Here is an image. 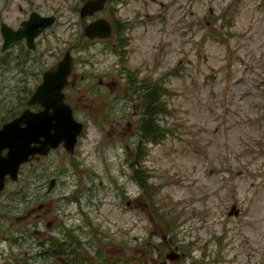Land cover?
Listing matches in <instances>:
<instances>
[{"label":"rangeland","instance_id":"374dc122","mask_svg":"<svg viewBox=\"0 0 264 264\" xmlns=\"http://www.w3.org/2000/svg\"><path fill=\"white\" fill-rule=\"evenodd\" d=\"M55 5L62 20L74 23L73 0ZM115 6L107 5L109 21ZM116 13L129 38L119 73L124 78L109 88L118 108L111 115L101 108L104 97H87V83L84 96L74 87L69 103L75 118L88 122L86 135L76 154L56 150L8 184L0 198V264H23L20 256L29 258L33 240L51 235L46 226L54 220L78 248L67 262L80 256L79 264H157L177 247L189 251L186 264H264V0H121ZM227 16L234 18L231 35L223 27ZM109 44L93 83L100 75L104 83L117 77ZM131 80L173 92L170 114L163 117L171 135L148 145L143 159L153 176L155 205L172 212L163 226L139 186L122 174L130 172L124 141L112 126L131 105L122 96ZM0 89L1 123L20 100ZM119 122L121 131L125 120ZM35 168L38 176L31 180ZM51 177L57 183L45 195ZM232 205L239 209L236 217L228 215ZM48 264L60 262L52 258Z\"/></svg>","mask_w":264,"mask_h":264},{"label":"flooded vegetation","instance_id":"af4514ba","mask_svg":"<svg viewBox=\"0 0 264 264\" xmlns=\"http://www.w3.org/2000/svg\"><path fill=\"white\" fill-rule=\"evenodd\" d=\"M57 1L63 3L64 1L70 2L71 0H0V85L3 86V93L6 97L8 96L14 100H20V105L11 111L12 117L2 120L0 128L3 124L12 121L28 108L27 102L37 87L42 83L44 73L50 69L56 68L66 53H69L72 59V71L67 78L68 83L62 89V92L65 102L72 110L74 111L75 109L70 105L69 100L73 99L74 87L77 85L78 92H81L84 96L85 90L82 89V85L85 83L88 85V98L93 100V95L95 94L99 100L102 97L105 98V101L101 104V108L102 106L104 108L107 107L111 115H114L113 113L118 108L117 101L116 110L114 111V101L118 99L115 94H111L109 88L116 87L119 80L124 78H120V76L122 75L121 71L125 69L123 63L127 59L129 53L126 49L127 43L129 42L128 36H125L124 33L118 36V34L113 31L115 28L111 24L112 33L108 39L104 40L97 37L88 38L85 33V28L89 23L99 18H105L104 16H109L106 13L107 8L94 13L92 16L81 17V7L88 0H73V5L70 7L75 15V20H73L74 23H72L67 19L62 20L63 14H59V11H55L56 7L59 5H55ZM120 1L121 0H113V3L116 5L113 7L112 15H110L113 20L117 18V5L119 6ZM41 25L45 26L41 27ZM107 44H109L111 51L116 56V61L113 63V70L117 73V77H112L111 81L107 80L106 83H104V77L100 75L98 76L99 79L97 82L93 83L92 81L96 79L93 74L94 69L102 63L103 46ZM87 69L90 70L87 72ZM142 86L145 87V85H142V82H134L129 91L125 90L123 92L122 96H125L126 100L129 101L131 105L128 104L126 106L127 110L121 111L120 115L117 117L119 121L125 120V124L122 126L123 129L121 131L119 129L121 126L119 121H114L112 126L114 128L113 132L115 137L124 141L123 151L126 156L124 165L127 167L125 168L127 169L126 171L130 172H122V174L129 179L132 178V180L135 173L133 166L135 164H133V162L136 160L139 148L149 144L148 129L150 119L147 117L143 119L144 117L140 110ZM7 88L9 90H7ZM98 90L99 93H96ZM108 101L112 102L108 104ZM29 109L32 112H38L42 107L35 104L30 106ZM88 116H92V114ZM155 120L156 123L163 126L162 117L156 118ZM133 121L135 123H133ZM143 121L147 123L146 128L140 126V123ZM86 126H88V122L83 124L84 130L82 135L84 137L87 130ZM103 128L104 124L101 125L100 131H102ZM132 140L135 141L133 142ZM132 145L134 146L132 147ZM43 158L45 157L35 156L29 165L36 164ZM22 170L23 167L19 171L18 180L20 176H22ZM38 170V168H35L30 172L31 180L33 177L38 176ZM18 180L11 182L7 179L4 189L0 192V198L6 193L8 184H17ZM52 180L53 183L51 185ZM56 183L57 180L54 177L48 180L45 195H49L54 191ZM42 187L44 186H41V188ZM37 207L38 209H44L45 205L39 204ZM56 221L57 220H54L51 224H47L46 227L48 229L51 228L49 230L51 231V235L47 239L42 242L33 240L31 257L34 264H41L40 261H43L44 264H48L52 258H56L61 264H70V261L67 262L66 258L70 256L71 253L73 254L76 249L78 250L77 247H73L71 245L72 243L68 242L66 239L69 230L61 231L58 229V225H55ZM3 226L2 224L1 229ZM60 233H63V235ZM4 243L5 240L0 230V261H4V252L2 249ZM73 244H75V242ZM173 250L180 253V257L177 260L178 262L182 263L186 257H188L180 248L173 247ZM159 256L157 257L159 258ZM24 257H27L26 254H24Z\"/></svg>","mask_w":264,"mask_h":264},{"label":"water","instance_id":"95a60500","mask_svg":"<svg viewBox=\"0 0 264 264\" xmlns=\"http://www.w3.org/2000/svg\"><path fill=\"white\" fill-rule=\"evenodd\" d=\"M105 4L106 0H88L82 6L80 15L92 16L101 11ZM110 32L111 26L103 18L85 28L88 38L105 39ZM71 70L72 59L66 53L56 68L44 73L42 83L27 102L28 106L38 104L42 109L32 112L27 108L18 117L1 126L0 192L7 178L12 182L16 181L20 166L31 162L35 156L47 155L50 150L60 145L67 153L73 152L77 137L82 131V124L74 120L72 110L65 104L62 93ZM52 183L53 180L51 185ZM232 214L237 215L235 207L229 213Z\"/></svg>","mask_w":264,"mask_h":264},{"label":"trees","instance_id":"16d2710c","mask_svg":"<svg viewBox=\"0 0 264 264\" xmlns=\"http://www.w3.org/2000/svg\"><path fill=\"white\" fill-rule=\"evenodd\" d=\"M109 2H113V0H109ZM230 21L228 20L227 26H230ZM112 25L115 28L114 32L118 34V36H121L123 34V26L118 22V19L115 18L112 21ZM228 40L222 39V43H226ZM124 44V43H123ZM131 82L134 84V80H131ZM142 85H145V83H142ZM172 93L169 92V90L162 88L161 86L153 83H149L148 85L142 86V91H141V99H140V110L141 114L143 115V119H150L149 122V140L150 143L152 144H159L164 140L168 135H171L172 128L162 127L158 123H156V118H159L161 114L163 116L170 114V109H169V100L172 97ZM165 96H169V98H165ZM146 121L140 123V126L143 128H146ZM145 137V136H144ZM147 149L143 148L138 152L136 155V160L133 162L134 169H136V173L134 175V179H136L137 184L143 188L144 190V196L147 200V202H150L151 206V211L154 214V216L157 218V220L161 221L169 219L171 214L170 213H162L159 211V209L156 207L155 202H154V194L155 188L152 187L151 183V178L153 177L151 174H148L145 171L138 172L139 170H143L144 164H143V159L147 157ZM150 178V179H149ZM23 188H25L23 186ZM79 258V257H78ZM75 262L77 263V256L72 257V260L70 262ZM123 264H128L127 259L122 262ZM104 264H107L104 262ZM136 264H141V263H136Z\"/></svg>","mask_w":264,"mask_h":264}]
</instances>
